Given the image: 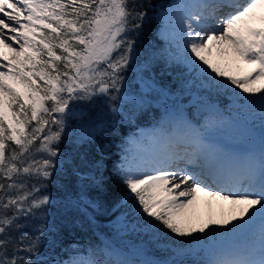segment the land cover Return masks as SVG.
I'll list each match as a JSON object with an SVG mask.
<instances>
[{
    "label": "snow or ice",
    "instance_id": "6c2138e0",
    "mask_svg": "<svg viewBox=\"0 0 264 264\" xmlns=\"http://www.w3.org/2000/svg\"><path fill=\"white\" fill-rule=\"evenodd\" d=\"M258 9L264 0H175L160 13L176 46L172 59L198 74L199 87L234 85L259 94L245 97L260 108L258 148L232 151L211 143L207 133L217 123L211 115L200 127L181 118L154 136L159 149L153 155L117 169L142 230L157 243L177 245V255L202 253L195 264H264V13ZM146 17L137 0H0V264H161L62 261L41 251L56 243L47 235L50 178L61 168L81 171L74 160L61 159L66 119L86 115L85 103L105 97L119 111L124 73ZM242 64L250 70L238 75ZM102 126L100 117L90 119L87 135ZM105 151L98 146L97 172ZM200 193L227 204L228 213L198 220Z\"/></svg>",
    "mask_w": 264,
    "mask_h": 264
},
{
    "label": "trees",
    "instance_id": "16d2710c",
    "mask_svg": "<svg viewBox=\"0 0 264 264\" xmlns=\"http://www.w3.org/2000/svg\"><path fill=\"white\" fill-rule=\"evenodd\" d=\"M172 1L137 0L144 5L147 17L136 39L135 58L124 73L122 98L117 102L119 111L113 113L105 97L95 104L85 103L83 109L86 115L66 119L60 145L61 159L74 160V167L81 171L66 174L61 168L47 185L46 191L51 199L47 209V223L51 231L47 235L56 243L54 247L42 246L41 251L49 259H108L101 249L103 237L126 250L139 246L153 256L167 257L159 247L161 243L155 242L150 233L142 230V218L117 172L123 165L129 137L135 135L140 127L153 126L162 121L170 107L164 96L166 93L185 97L196 93L204 102H217L235 117V110L229 106L231 97L236 96L237 92L240 96L247 94L234 85L229 88H201L198 86L200 81L196 79L198 74L172 59L176 46L158 35L162 24L160 8ZM216 79L220 81L226 78ZM192 114L189 117L193 121L195 118ZM97 117L102 119L103 126L89 137L86 126L90 119ZM171 127L168 125L165 128ZM101 144L106 146V151L97 172L93 160ZM91 177H95V181ZM120 214H125L133 225L128 232L122 233L113 224ZM201 259L202 254L198 253L186 256L179 262L195 264Z\"/></svg>",
    "mask_w": 264,
    "mask_h": 264
},
{
    "label": "rangeland",
    "instance_id": "374dc122",
    "mask_svg": "<svg viewBox=\"0 0 264 264\" xmlns=\"http://www.w3.org/2000/svg\"><path fill=\"white\" fill-rule=\"evenodd\" d=\"M168 4L164 8L160 9V13L168 8ZM258 13H264L258 9ZM172 23V22H170ZM165 25L162 23L159 29L158 35L167 42H170L164 34ZM175 45V44H174ZM214 61L221 65H224V61L219 57H213ZM233 72H236L235 68H232ZM250 70L249 65H241L238 75H243L245 72ZM258 96L259 94H245V96H233L229 106L231 110H235V115L232 116L228 114L217 102H204L199 95L196 93H191L186 97L183 95L174 94H164V96L169 101L170 107L165 112L162 123L157 125L147 127L149 131H146L144 127L140 128L137 135L129 139V145L127 153L125 154V159L123 165L135 166L142 158H148L153 155L159 148V144L155 140L154 136L160 130L166 131V126L175 124L176 121L183 118L190 122L191 124L200 127L205 125L206 121L209 120L210 115L214 117L216 124L213 125L211 130L207 133L210 141H218L222 148L232 147L234 151L245 150L253 144L259 143V135L261 131V118H260V108L257 104H246L245 97L248 96ZM189 96V97H188ZM168 104V105H169ZM193 112L194 121L189 119V114ZM163 126V127H162ZM229 211V206L227 204H222L204 194L200 195L195 207V214L198 220H206L211 215L215 218H221L226 215ZM116 228L120 229L122 233L128 232L132 229V224L127 220L125 214L117 216L113 222ZM199 223H197V227ZM194 235H202L196 233ZM102 250L113 251L114 255L112 257H106L108 259H128L135 261H158L163 264L164 261H177L181 260L186 256H193L194 254L187 255H177L173 249L177 247L174 244H159L167 257L153 256L148 253L143 247L135 246L128 250L115 245L112 241L103 237L102 239ZM200 253V252H197ZM196 253V254H197ZM202 254V253H200ZM203 258V254H202Z\"/></svg>",
    "mask_w": 264,
    "mask_h": 264
},
{
    "label": "bare ground",
    "instance_id": "6f19581e",
    "mask_svg": "<svg viewBox=\"0 0 264 264\" xmlns=\"http://www.w3.org/2000/svg\"><path fill=\"white\" fill-rule=\"evenodd\" d=\"M260 10H261V11H264V9H260ZM14 46H15V45H14ZM5 51H7V50H5ZM9 56H11V53H9ZM145 130H146V131H149V129H146V128H145ZM210 142L213 143V144L219 145L218 141H210ZM219 146L222 147V145H219ZM253 146L258 148L259 143H257V144H253ZM223 148H225L226 150H232V151H234L232 147H225V146H224ZM157 149H159V148H157ZM200 195H203V193H200Z\"/></svg>",
    "mask_w": 264,
    "mask_h": 264
}]
</instances>
